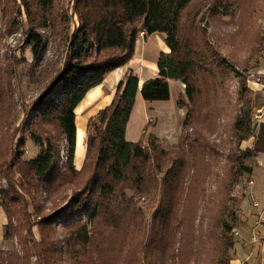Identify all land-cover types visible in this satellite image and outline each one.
<instances>
[{"label":"trees","instance_id":"16d2710c","mask_svg":"<svg viewBox=\"0 0 264 264\" xmlns=\"http://www.w3.org/2000/svg\"><path fill=\"white\" fill-rule=\"evenodd\" d=\"M193 1L85 0L80 10L81 26L70 42V58L55 81L58 86L54 89L55 84H52L37 101L26 135L16 138L18 130L10 132L11 106L4 107L6 103L0 84V122L2 127L8 126L5 133H0V180L6 179L12 191L0 192V207L7 215L4 239L13 236V218L22 225V218L27 220L29 217L22 210L24 198L17 189L19 187L31 196L35 212L42 216L39 224L45 230L47 252L53 253L50 246L52 224L56 216H61L67 227V250L74 257L70 264L86 263L84 254L94 248L99 236L105 234L102 228L116 229L122 223L129 226L124 219L138 222L135 197L149 196L159 185L162 186L161 202L146 241L139 243L141 256L137 257V262L188 264L196 252L209 255L208 264H230L232 258L228 252L236 242L226 234L232 232L233 227L224 222L219 224L215 219V224L206 230L194 222L200 193V161L210 149L198 124H204L212 115L217 80L212 69L216 59H209L211 54H216L206 35L193 22L188 26L183 24L184 11ZM35 3L46 10L52 7L53 0H35ZM25 4L30 10L29 4ZM6 26L11 32L14 27L11 19ZM142 32L146 36L165 34V42L170 48V52H161L159 56V76L142 87L143 99L169 100V80L185 84L189 101H185L183 93L177 100L179 107L188 108L180 140L177 145L166 146L157 136H147L150 122L141 139L137 142L127 140V124L139 88L138 77L129 70L119 82L112 102L89 120L86 155L82 167L77 169L74 165L77 146L75 110L87 92L100 85L109 72L133 59ZM26 42L34 56L39 57L44 45L42 34L32 29ZM94 47L97 48L95 56L91 52ZM219 64L222 71L224 62ZM219 82L222 84L223 79ZM253 122L249 111H241L237 116L234 126L242 140L252 135ZM28 138L41 148L38 156L32 159L24 158ZM61 138L66 143L67 160L64 163L57 149ZM160 173H164L161 179ZM16 176L20 180L18 183ZM78 182L84 184L68 197L69 208L43 214L44 209L36 201L37 195L46 194L52 199ZM127 189L134 192L130 198L126 196ZM83 216H86V222H83ZM100 243L102 245V241ZM92 252L88 251L89 257ZM3 254L0 248V258ZM51 263L60 264L54 259Z\"/></svg>","mask_w":264,"mask_h":264},{"label":"rangeland","instance_id":"374dc122","mask_svg":"<svg viewBox=\"0 0 264 264\" xmlns=\"http://www.w3.org/2000/svg\"><path fill=\"white\" fill-rule=\"evenodd\" d=\"M84 1L53 0L52 7L42 10L36 5L35 0L8 2L0 0L2 16L0 84L6 103L4 107L11 106L9 130L10 132L18 130L16 138L26 135L33 116L32 109L45 91L52 84H55L54 89L58 86L55 81L62 75L65 64L70 58L69 46L72 36L81 26L80 10ZM25 3L29 4L30 10ZM9 19L14 25L11 32L6 26ZM190 22L206 35L216 54L213 56L211 54L209 59H216V65L212 66V69L217 80L216 92L212 100V115L204 123L205 125L203 122L198 124L199 129L202 127L201 134L210 149L204 160L200 161L198 184L200 193L194 222L196 226L201 224L206 230L215 224V219L219 224L222 222L229 224L233 227V231L226 235L236 242L239 229L241 230V224L244 222L242 201L247 197L252 185L256 151L247 141L255 135V122H253L252 135L245 140L241 139V133L237 132L234 125L241 111H249L252 120L255 121L257 107L264 105V92L261 88L264 84V0H194L183 14V24L188 26ZM32 29L43 36L44 45L39 57L34 56L26 42ZM142 37L148 36L142 32L139 38ZM91 52L95 56L97 48L94 47ZM221 61L224 62L222 71L217 66ZM221 78L222 84L219 82ZM178 82L182 89L179 94L183 93L185 101L188 102L185 84ZM151 105L153 114L148 130L154 128L155 134H151L158 138L169 137L160 138L164 145H177L183 123L179 128H175L172 114L167 110L171 104L165 105L161 101H156ZM183 108L188 112L187 107ZM85 119L86 116L81 117L80 114L76 119L79 130L76 162L80 161L82 154L86 155L90 129H88L89 123L86 125L83 122ZM146 125L148 123H142V120L136 118L128 128V138H133L137 134L142 138V130ZM6 128L8 129V126L2 127L0 122V133H5ZM148 134L146 132L147 136ZM65 147L64 138H61L57 142V149L60 151L59 158L62 163L67 160ZM40 150L41 148L28 138L24 158H35ZM163 176L164 173H160L159 179ZM18 180L16 176V183ZM83 184L84 182L75 183L69 190L56 194L52 199L46 194L37 195L36 201L44 209L43 214L60 212L63 207L69 208L68 197ZM17 189L24 198L21 203L22 210L29 217L27 220L22 218V225H19L18 219H12L13 236L9 239L2 238L0 248L4 254L0 258V264H52L53 259L60 264H70L74 257L67 250V227L65 222H62V217L54 218L53 233L50 234L53 253H48L44 239L45 230L39 224L42 216L35 212V202L31 196L26 195L19 187ZM1 191L12 192L4 178L0 180ZM161 191L162 186L158 185L149 196L135 197L137 218L141 221L134 223L124 219L130 224L129 226L122 223L116 229L103 227L105 234L99 236L94 248L88 250L93 251L91 257L88 251L85 252L86 263L83 264H139L137 262V257L141 256L139 243L146 241L161 202ZM65 195L67 197L63 198ZM133 195L132 190H126L127 197ZM249 200L250 198H247V201ZM82 220L86 222V216H83ZM91 228L89 224L88 229ZM210 253L214 256L212 251ZM228 254L233 259L235 247L231 248ZM207 257L209 255L205 253L199 255L194 252L188 264H208Z\"/></svg>","mask_w":264,"mask_h":264},{"label":"crops","instance_id":"0c3cea01","mask_svg":"<svg viewBox=\"0 0 264 264\" xmlns=\"http://www.w3.org/2000/svg\"><path fill=\"white\" fill-rule=\"evenodd\" d=\"M1 18L2 16L0 13V22ZM165 38L166 35L163 33H155L147 38H139L136 42V52L133 59L127 64L109 72L100 85L93 87L87 92L75 110L76 119L79 114L81 117L86 116L83 122L87 125L89 120L95 117L100 109L112 102L119 82L129 70H132L139 79V88L131 117L127 124L126 138L128 141L137 142L141 136L139 137L137 134L133 138H128V128L136 118L142 120V123H149L152 121L153 107L151 104L156 101H147L143 99L141 90L147 81L159 76V56L161 52H170ZM169 82L171 86V98L161 102L165 105L171 104L167 110H170L173 123L177 129L183 123L187 111L185 108H181L177 105V96L182 90L179 82L176 80H169ZM255 124H257L255 135L247 140L256 151L255 171L252 185L247 192V197L242 201L244 222L241 224V230L239 229L238 232L239 237L235 244V255L231 264H264V112L261 118L255 120ZM78 131L77 127V142L79 135ZM153 131L154 128L150 131L148 130L147 134L148 132H150L149 134H155ZM143 132L144 129L142 130V134ZM76 151L75 156L77 153ZM84 158L85 153L82 154L79 162H76L75 158L77 169L82 167ZM247 198H250V200L247 201ZM6 223L7 215L5 210L0 207V246L3 238V227Z\"/></svg>","mask_w":264,"mask_h":264},{"label":"built area","instance_id":"2783aa9c","mask_svg":"<svg viewBox=\"0 0 264 264\" xmlns=\"http://www.w3.org/2000/svg\"><path fill=\"white\" fill-rule=\"evenodd\" d=\"M258 85H259V83H258ZM261 88L263 89V92H264V84H262ZM263 112H264V105L257 107V117H254L255 120L261 118Z\"/></svg>","mask_w":264,"mask_h":264},{"label":"water","instance_id":"95a60500","mask_svg":"<svg viewBox=\"0 0 264 264\" xmlns=\"http://www.w3.org/2000/svg\"><path fill=\"white\" fill-rule=\"evenodd\" d=\"M256 127H257V124H255L254 130L256 129Z\"/></svg>","mask_w":264,"mask_h":264}]
</instances>
